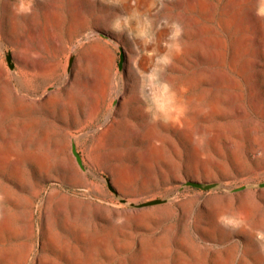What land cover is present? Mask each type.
Returning <instances> with one entry per match:
<instances>
[{"label":"rangeland","instance_id":"obj_1","mask_svg":"<svg viewBox=\"0 0 264 264\" xmlns=\"http://www.w3.org/2000/svg\"><path fill=\"white\" fill-rule=\"evenodd\" d=\"M0 264H264V0H0Z\"/></svg>","mask_w":264,"mask_h":264},{"label":"bare ground","instance_id":"obj_2","mask_svg":"<svg viewBox=\"0 0 264 264\" xmlns=\"http://www.w3.org/2000/svg\"><path fill=\"white\" fill-rule=\"evenodd\" d=\"M143 96H144V99H142ZM137 99L140 102L149 101V98L145 95V93L139 94ZM167 99H168L167 105H161L157 103V105H155V107L153 108L151 112H147L143 107H140V111L142 115H149L152 119L157 120V122L159 121L163 125L174 126L172 125V122L178 119L181 113V107L179 106L180 104L178 101V96L176 94L169 92Z\"/></svg>","mask_w":264,"mask_h":264},{"label":"water","instance_id":"obj_3","mask_svg":"<svg viewBox=\"0 0 264 264\" xmlns=\"http://www.w3.org/2000/svg\"><path fill=\"white\" fill-rule=\"evenodd\" d=\"M195 184H199V183H195Z\"/></svg>","mask_w":264,"mask_h":264}]
</instances>
